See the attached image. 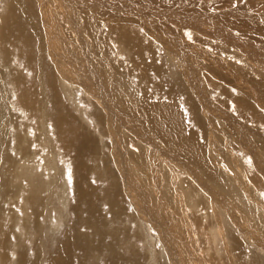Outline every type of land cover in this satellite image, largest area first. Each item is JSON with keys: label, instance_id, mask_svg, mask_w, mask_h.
Returning <instances> with one entry per match:
<instances>
[{"label": "bare ground", "instance_id": "6f19581e", "mask_svg": "<svg viewBox=\"0 0 264 264\" xmlns=\"http://www.w3.org/2000/svg\"><path fill=\"white\" fill-rule=\"evenodd\" d=\"M79 1L0 0V264H11L10 260L15 255L19 262L12 264H37V260H41L37 253L27 252L29 249L23 247L21 242L27 233L30 236L42 228H47L43 221L45 198L43 195H36L34 186L28 188L29 184L25 180L22 181L20 188L19 180L13 178L15 173L30 169L33 161L29 165L27 163L34 153L39 156L43 150H48L49 162L46 163L48 166L44 167L52 166L56 170H59L57 163V154H59L64 160V165L70 168L68 175L74 177L71 181L74 204L71 208L73 231L69 230L74 235V239L69 238L67 235L69 232L65 233L58 252L50 254L52 264H93L104 253H100V248L104 251L112 249L111 253L108 251L106 255L108 264H142V259L139 258L142 256L141 253L136 256L137 247L133 250L136 254H132L131 251L130 254L128 251V256L124 254L126 249L123 246L116 249L117 246L122 245L121 238L126 232L121 225L112 226L116 217L124 219L122 217L124 208L117 206L121 196L120 184H123L127 198L136 205L135 213H137L132 214L130 211L126 215L131 216L132 219L135 215L139 221H142L141 224L145 225L148 233L152 232L155 236L158 235V238L161 237L163 242L168 243L166 253L159 251L166 257H169L167 253L174 235L177 234L176 227L180 226L181 213H184V211L181 213L176 211L175 207L179 208V202L182 205L186 200H190L191 193L193 201L194 198L197 199L205 193L203 188L206 187V182L203 181L204 176H200L201 171L186 167L187 163L191 164L194 159L199 169L203 170L206 167L207 161L203 157L206 151L204 144L202 142L196 144L195 133L190 127L191 131L185 126L175 102L170 97L172 86L166 89L159 88L162 83L158 82L155 85L158 92L154 93L147 84L149 83L148 61L154 57L155 48L151 43V38L154 39L151 36V29L159 27L160 22L158 17L151 21L147 18L156 15V12L151 7L146 9L144 3L135 4L136 0H133L131 7L134 12L117 11L121 14L119 16L96 14L91 12L86 4L73 3ZM146 1L149 0H143ZM195 1L200 4L207 2V0ZM124 12H128L129 15L123 16ZM136 13L141 14L143 18L140 19ZM179 13L182 14L183 10L181 9ZM199 19H202L201 16ZM212 22L217 23V20L213 19ZM226 22L223 21L222 25L229 29L230 25L228 21ZM147 32H150V35ZM236 40L234 39V43ZM128 57H130L129 61H127ZM179 62L181 61H176L173 55L168 53L166 68L169 69L174 81L180 80L183 76L177 73V70L181 69V64L182 67L185 66L184 62L189 64V61ZM213 63V66L206 67V70L211 68L215 74H218L216 80H220L223 72L221 66L218 62L217 65ZM141 79H144L146 85L142 84ZM75 86L78 88L77 91ZM160 93L163 94V98ZM79 94L89 97L95 105L86 108V119L104 128V134L108 131L116 134L111 144L109 141L104 144V152L108 151V154H106L107 159L103 154L101 161H104L105 167L88 165L84 160L87 151H83L82 144L85 146L86 144L84 139L82 144L80 142L84 133L77 127L70 108V104L79 105L82 100L87 99ZM73 95L77 97L74 98ZM80 113H83L81 109ZM50 119L54 122H50ZM212 126L214 127V124ZM221 132H223L222 128ZM34 133L35 137H33ZM127 133L138 135L137 141L142 136L144 138L146 135H154L162 144L165 142L168 151H178L186 162L183 166L196 178L200 187H195L191 179L188 181L186 179L183 188H180L184 179L181 178L182 176H177L173 171L168 170L165 171L166 173L161 171L160 174L156 170V162H159L156 152L159 148L153 146L155 142L153 138L150 137L146 144L156 152L154 155L150 153L147 158L143 156V151L136 150L134 145L142 146L138 145L136 140H133L134 144L132 143L134 150L126 145L125 140L124 143L121 141V135L123 138L134 137L126 135ZM95 136L92 135L91 150L97 154L101 148L97 145ZM164 148L163 151L166 149ZM178 160L176 158L175 164H182L183 161ZM36 161L33 163L35 164ZM147 164L149 165L146 167ZM143 169L149 173L141 175ZM94 170L106 172L105 188L102 187L103 185L102 188H94L95 185L91 184L90 178L94 176ZM197 170L199 172H196ZM209 170L211 175L218 176V171L215 172L213 167ZM49 174L50 181L44 179L45 183L47 181L51 183L53 180V176ZM141 176L150 178L143 179ZM167 182L170 189L166 188ZM171 183L173 185H170ZM96 184L98 186L100 183ZM144 186L148 189L152 188V191ZM227 187V190L235 193L236 197L241 195L233 188ZM179 188L184 190L185 197L183 195L182 199L180 197L182 193L178 192ZM136 190L138 193L135 196ZM59 193H62V196L60 202L57 200L60 204L57 203L63 210L70 208L67 193L71 194V192H68V187L64 185ZM103 193L106 195V200L101 195ZM197 202L204 206L202 199ZM53 208L58 207L53 206ZM214 208L216 210L214 223L217 226L220 224V216L216 204H212L209 210ZM53 212L55 213L52 218L55 219L53 225L61 229L63 220L58 224L60 212ZM254 213L262 219L260 211L254 210ZM216 226L213 224L214 229ZM24 229H28L29 232L26 233ZM154 243L156 246L157 243ZM11 250L12 253L8 254Z\"/></svg>", "mask_w": 264, "mask_h": 264}, {"label": "rangeland", "instance_id": "374dc122", "mask_svg": "<svg viewBox=\"0 0 264 264\" xmlns=\"http://www.w3.org/2000/svg\"><path fill=\"white\" fill-rule=\"evenodd\" d=\"M149 1L136 0V3L134 2L135 4L144 3L146 9L151 7L156 12V15L147 18L148 21L155 17L160 19L159 27L151 29V36L154 38H151V43L155 48L153 51L154 57H151L148 61L147 78L149 83L147 84L150 89L154 90V93L158 92L155 86L158 82L162 83L159 88L166 89L168 86H172L170 97L175 102L185 126L189 131L192 129L195 133L196 144L202 142L206 149L203 157L207 161V165L203 170L199 169L195 159L191 161V164L187 163L186 167L190 170L197 168L201 171L200 176H204L203 181L204 183L206 182V187L203 188L205 193L199 198H194L193 201L191 193L190 200H186L182 205L179 202V208L175 207V210L180 211V213L184 211V215L181 213L180 226L176 227L177 234L174 235L171 247L167 253L169 257H166L160 253H166L168 243L163 242L161 237L158 238V235L155 236L152 232L148 233L145 230V225L141 224L142 221H139L135 215L133 219L130 215V217L126 215L130 211L132 214H136V205L127 198L124 193L125 188L123 184H120L122 187L119 191L122 197L120 196L117 206L119 207L120 205V208H124L122 212L124 219H117L118 217H116L112 226L121 225L126 232L121 238L120 244L122 245L117 246L116 249L123 246L127 251L124 249L125 252H123L128 256L131 252L132 254L135 253L133 250H136L135 248L137 247V254H135L139 256L141 253L142 256L139 258L142 259V264H264V0H207L203 4L195 0ZM73 3L86 4L89 6V10L96 14L119 16L121 14L117 11L134 12L131 7L133 0H80ZM181 9L183 10L182 14L179 13ZM122 15H129V13L124 12ZM137 16L140 19L143 18L141 14H137ZM200 16L202 19H199ZM213 19L217 20V23H213ZM223 21H228L229 29L223 27ZM147 34L150 35V32H147ZM234 39H237L236 43H234ZM112 45L114 46V43ZM168 53L172 54L176 61H189V64L184 62L185 66L182 67L181 64V69L177 70L178 74L183 75L180 80L178 79L179 81H174L169 69L166 68ZM127 56L129 55L127 54ZM129 59L130 57H128L127 61ZM216 61L221 66V71H223L220 80H216L218 74H215V71L211 68L206 70V67H212V63ZM217 62L213 64L217 65ZM203 65L206 66L203 67ZM140 81L146 85L144 79ZM77 89V86H75L76 91ZM79 95L87 99L82 100L79 105L70 104V108L76 119L77 127L84 133L80 139L81 144L83 139L86 144V146L82 144L83 151H87V156L84 160L88 165L105 167L104 161H101L103 154H105V159H107L106 154H108V151L104 152V144L108 141L111 144L116 134L112 133V131L104 134V128L86 119V108L89 105H95L86 95ZM160 95L163 98V94L160 93ZM72 97L76 98L77 96L73 95ZM80 109L83 113L79 114ZM50 122H54V120L50 119ZM210 123L214 124V127L209 125ZM224 124L226 130L223 129ZM219 127L222 128L223 132H221ZM33 135V137L36 136L35 133ZM92 135H96L97 145L101 148V151L97 154L91 150ZM126 135L134 136L128 133ZM135 136L131 139L130 137L126 138L125 135V138H123L121 135L120 138L123 143L125 140L126 145H129L130 149L134 150L136 148L137 151H143V156L148 158L150 153L154 155L156 152L146 144L147 140L152 137L155 141L153 146L159 148L156 152L159 158L157 160L159 162H156V170L160 174L161 171L166 173L165 171L168 170L169 172L173 171L177 176H182L181 178L184 179H182V182L180 179V188H183V183L186 182V179L187 181L191 179L195 187H200L196 178L183 166V163L186 164V162L180 157L178 151H168L165 147V142L162 144L154 135H146L144 138L142 136L139 141H137L138 135ZM133 140H136V143L142 146L134 145V148ZM163 148L165 151L162 150ZM43 151L40 154L41 156L34 153L31 156L34 159H28L30 161L27 163L28 165L37 159L35 164L31 163L33 168L30 166V169H34L33 171L28 168L29 170H25L26 173H24L25 171H20V173H17L18 175L15 173L13 176L14 180H19L20 188L25 180L29 184L28 188L35 187L36 195H43L45 198L43 221L47 228L43 226L45 229L42 228L39 232L30 236L27 233L29 232L28 229H24L27 234L26 238L24 237L21 242L23 247L29 249L27 252L37 253L39 260L41 259L40 261L37 260V264L41 262V264H47L50 261V254L58 252L65 233L69 232V230L73 231V228L71 229L73 221L71 208L74 204L71 181L74 177L72 178L70 174L68 175L70 168L64 165V160L59 157V154H57V163L60 171L52 166L50 168L44 167L48 166L46 163L49 162V154L48 150ZM176 158L177 160L179 158L178 161H183L182 164L179 163L182 167L175 164ZM132 162L134 163V161ZM61 163L62 165H60ZM210 167H213L215 172L218 171V176L210 174ZM150 170H152V167ZM198 170L196 172H199ZM99 171H93L94 176H91L90 182L95 185L94 188H105L104 186L107 182L105 176L107 174H105V171ZM47 172L53 176L51 183H47L50 181ZM187 172L188 174H186ZM146 173L148 174L149 172L143 169L140 174L144 175ZM117 174L120 177L118 171ZM117 174L115 175L118 176ZM141 177L143 179L150 178L147 176ZM40 178L43 180H39ZM44 179L49 181L45 183ZM221 181L224 183H221ZM96 183H100V186H96ZM167 184L166 188L170 189L169 182ZM48 185L51 186L49 187ZM64 185L66 188L68 187V192H71V194L67 193L70 208L66 210H63L61 205H59L63 193L59 192H61V188ZM101 185L103 186L101 187ZM170 185L173 184L171 183ZM227 186L233 188L234 191H238L241 195L236 197L235 193L233 194L227 190ZM53 188H56L55 191ZM144 188L147 187L144 186ZM180 188L178 192L182 193L180 194L182 199L184 190ZM151 189L149 188L148 190L152 191ZM146 191L144 190V192ZM137 193L138 190H136L135 196ZM101 195L104 196L105 200L107 199L105 193ZM49 197L52 198L50 199ZM120 199L123 200L120 201ZM198 199H202L204 206L197 202L199 201ZM19 200L21 199L19 198ZM212 204H216L219 211L220 224L217 226L214 223L216 218L214 211L216 210L215 208L209 210ZM53 206L58 208L54 209ZM254 210L261 212L262 219L255 215ZM53 211L60 212L58 224L60 220H63V224L60 225L61 229L53 225L55 222V219H52L55 214ZM213 224L216 226L215 229ZM67 235L70 239H74L72 233L69 232ZM29 240L32 241L29 242ZM154 242L157 243L156 246ZM125 243L126 246H124ZM41 246L43 248H40ZM111 250L110 248V250L104 251L100 248V253H107L101 254L100 259H103H99L94 263L108 264L106 255H108V251L111 253ZM9 253H12V250ZM10 262L11 264L17 263L19 259L15 255Z\"/></svg>", "mask_w": 264, "mask_h": 264}]
</instances>
